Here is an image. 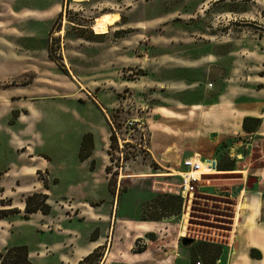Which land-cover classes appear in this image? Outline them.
Here are the masks:
<instances>
[{
	"label": "rangeland",
	"instance_id": "rangeland-1",
	"mask_svg": "<svg viewBox=\"0 0 264 264\" xmlns=\"http://www.w3.org/2000/svg\"><path fill=\"white\" fill-rule=\"evenodd\" d=\"M56 1L61 10L50 23L39 15ZM75 1L0 0L1 13L11 8L19 15L0 19V42L18 29L21 35L6 41L15 45L16 55L24 61L32 53L37 61L47 59L56 72L68 75L69 90L36 103L53 120L62 116L68 124L67 133L49 140L53 153L45 151L47 158L72 162L79 133L90 132L95 149L101 151L104 143L99 135L108 131L103 137V142L107 140L102 153L107 158L105 169L99 170L98 162L90 163L89 172L100 186L94 196L86 189L85 196L94 197L106 215L118 202V217L135 215L134 200L151 199L161 190L178 193L180 180L171 170L181 171L179 164L192 152L203 158L213 152L214 159L206 161L214 172L216 164L229 167L234 162L235 169L248 175L252 188L264 171V0ZM64 27V35L58 36ZM3 50L0 71L13 61L11 53ZM67 67L91 96L75 89ZM246 118L259 120L254 133L244 132ZM91 152L92 148L86 149L84 154L90 158ZM229 154H239V162L230 160ZM59 174L64 181L54 188L53 201L69 184L82 179L74 170ZM42 177L48 183L47 175ZM118 178L122 179L120 196L114 198L111 192L118 187ZM238 178L242 175L227 183L236 189ZM215 192L212 184L200 185V194ZM77 199L60 201L70 205ZM204 203L205 217L196 222L195 233L208 238L215 232L224 235L227 219L221 218H227L230 208L225 210L214 201ZM0 205L4 211H18L7 208L9 200ZM69 225L78 236L90 232V238L103 235L108 226L102 224L97 231V225L91 227L77 218Z\"/></svg>",
	"mask_w": 264,
	"mask_h": 264
},
{
	"label": "crops",
	"instance_id": "crops-1",
	"mask_svg": "<svg viewBox=\"0 0 264 264\" xmlns=\"http://www.w3.org/2000/svg\"><path fill=\"white\" fill-rule=\"evenodd\" d=\"M60 10L56 1L39 16L50 19L48 22L51 23L53 15ZM3 12H0V19L9 14L13 18L19 17L11 8ZM29 14L24 16L31 18L27 16ZM20 35V30L13 28L7 38H2L3 43L0 42V59L5 56L3 49H7L11 53L10 61L13 60L11 65L0 71V201L9 200L11 205L7 208L20 211L19 215L0 219V253L7 247L26 246L28 259L33 264H79L95 251L100 254L93 262L95 264H264V171L257 175L252 188L246 187L248 175L244 177L242 173L245 171L235 169L232 161L229 163L230 168H218L219 165L216 164L218 174L210 175L211 166L207 167L205 161L214 159L213 152L208 153V158L195 152L186 156H199L203 162L202 172L205 174L194 188L190 207L188 198L184 200L178 193L162 190L154 192L174 195L182 200L178 214L172 218L158 222L140 221L141 207L150 199L145 196L139 201L133 199L135 215L131 217H118V202L116 205L112 204L109 215L100 212L94 197L93 200L86 198L85 190L89 188L88 193L94 196L96 187L100 186L89 172L90 163L98 162L99 170L105 169L107 158L102 153L107 140L103 142V137L107 136L108 131L99 135L104 143L101 151L95 149L94 137L90 132L79 133L75 138L78 135L81 140L74 147L72 162L68 163L57 156L56 162L47 158L45 151L53 153L49 140L56 134L67 133L68 124L62 116L53 120L51 114L37 109L36 103L61 97L63 91L69 90L68 75L56 72L53 63L47 59L37 61L32 53L31 57H25L23 61V56L15 54V45L6 42L9 38ZM198 59L199 57L196 58ZM67 71L75 89L90 95L69 67ZM25 78L28 80L25 81ZM107 119L110 122L108 115ZM85 135L92 137V152L90 158L81 161L78 155ZM45 137L48 138L47 142ZM154 152L156 151L151 152L154 158H159L157 154L155 157ZM238 155L233 157L229 154L230 160H236L237 164ZM178 168L183 171L180 164ZM70 170H74L76 177L80 173L82 179L69 184V189L53 201L54 188L64 181L59 173ZM38 172L47 175V188L38 179ZM237 175H242V178H238L240 183L234 189V185L227 182ZM118 180V187H114L111 192L114 198L120 196L119 182L122 179ZM52 181H56L55 184ZM201 184L214 185L216 192L210 196L200 194ZM32 193L47 195L51 212L48 215L35 213L25 220L22 218L24 197ZM72 196L78 198L74 204L67 205L60 201ZM207 201L219 202L225 206V210L230 208L227 218L220 217L221 220L227 219V230L220 237L218 232L213 233L210 238L195 233L196 222L204 220L203 214L206 211L202 207ZM70 208L73 211L68 213ZM2 209L4 207L0 205V210ZM74 218L91 227L97 225V231H100L102 224L108 226L103 235L90 238V232H87L84 236H78L75 228L69 225ZM183 238L188 239L185 245L181 243Z\"/></svg>",
	"mask_w": 264,
	"mask_h": 264
},
{
	"label": "trees",
	"instance_id": "trees-1",
	"mask_svg": "<svg viewBox=\"0 0 264 264\" xmlns=\"http://www.w3.org/2000/svg\"><path fill=\"white\" fill-rule=\"evenodd\" d=\"M99 37V36H96ZM67 74V72H66ZM247 124H253L252 128H248ZM259 124V120L246 118L243 123V130L246 132H254ZM113 137H110V141L112 143ZM91 136L85 135L82 138L79 155L78 158L83 161L89 158V154H84L86 149H91L92 147ZM223 168V167H218ZM225 168V167H224ZM230 168V167H229ZM38 178L42 181L45 188H47V182L42 177V174L38 172ZM54 184L56 181H53ZM48 196L42 193H32L27 195L24 199L25 202V214L22 216L25 220L29 218L31 214L40 212L43 215H48L51 212V206L47 203ZM152 200V201H151ZM147 204H150L148 208H146ZM182 206V200L179 197L174 195L167 194H154L151 199L148 200L146 205H142L141 214L139 216L140 221H153L158 222L163 219H170L172 216L178 214L180 208ZM155 213V216H148L150 210ZM18 211L16 210H1L0 211V219L6 218L11 214H16ZM100 257L98 251L93 252L84 258L79 264H95L93 262ZM0 264H33L28 259V249L26 246H15V247H7L4 251L0 253Z\"/></svg>",
	"mask_w": 264,
	"mask_h": 264
},
{
	"label": "built area",
	"instance_id": "built-area-1",
	"mask_svg": "<svg viewBox=\"0 0 264 264\" xmlns=\"http://www.w3.org/2000/svg\"><path fill=\"white\" fill-rule=\"evenodd\" d=\"M183 171L179 172L178 178L180 180V191L178 194L186 200L194 194L195 186L201 182V178L205 176L202 172L203 162L200 161V157L193 155L191 157L183 158L181 162ZM211 169V167H209ZM199 264V263H196Z\"/></svg>",
	"mask_w": 264,
	"mask_h": 264
},
{
	"label": "bare ground",
	"instance_id": "bare-ground-1",
	"mask_svg": "<svg viewBox=\"0 0 264 264\" xmlns=\"http://www.w3.org/2000/svg\"><path fill=\"white\" fill-rule=\"evenodd\" d=\"M77 1H79L80 3L86 2V0H77ZM64 29H65V27L62 30L59 31L58 36H61V35L63 36L64 35ZM123 143H125V142H121V144H123ZM205 162H206L207 167L211 166V173H210V175L218 174L217 172H214L213 171V169H212V163L210 161H205ZM171 172L174 173L175 176H178L179 175L177 171L171 170ZM242 174H243L244 177L246 176V173L245 172H243Z\"/></svg>",
	"mask_w": 264,
	"mask_h": 264
},
{
	"label": "water",
	"instance_id": "water-1",
	"mask_svg": "<svg viewBox=\"0 0 264 264\" xmlns=\"http://www.w3.org/2000/svg\"><path fill=\"white\" fill-rule=\"evenodd\" d=\"M248 183H249V181H248ZM247 183V188H250V186H249V184ZM188 239H185V238H183V240L181 241V243L183 244V245H185L188 241H187Z\"/></svg>",
	"mask_w": 264,
	"mask_h": 264
}]
</instances>
